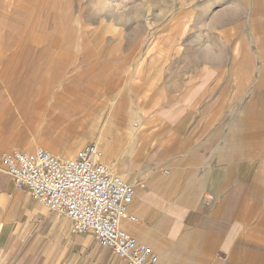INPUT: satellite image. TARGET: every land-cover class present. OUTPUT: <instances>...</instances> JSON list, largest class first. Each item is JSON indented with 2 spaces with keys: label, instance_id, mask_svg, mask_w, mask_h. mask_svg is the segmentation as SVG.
<instances>
[{
  "label": "crops",
  "instance_id": "obj_1",
  "mask_svg": "<svg viewBox=\"0 0 264 264\" xmlns=\"http://www.w3.org/2000/svg\"><path fill=\"white\" fill-rule=\"evenodd\" d=\"M26 4L20 1L17 12L0 24L4 59L0 65L11 77L8 85H0V152L15 144L18 135L36 137L26 125L45 116L50 122L57 120L56 125L73 124V135L64 131L57 135L70 139L50 142L59 151L69 152L90 135L93 125L88 122L96 120L93 114L98 113L88 103L78 102L75 89L66 88L71 93L68 100L72 99L67 103L60 97L62 90L45 97L43 91L33 94V87L104 85L116 90L124 85L127 71L121 61L113 63L112 55L102 53L103 41L93 47V41L105 36L102 32L88 34L83 29L81 35L82 24L87 23L75 17L72 3L55 0L50 7L32 5L36 10L49 8L51 13L46 17L50 21L39 13L37 24L29 29ZM75 33L81 51L74 44H61ZM209 37L205 47L212 57L195 60L193 98L185 100L182 91L187 85L180 78L178 85L168 87L147 83L150 94L168 88L180 90L178 97H182L147 115L143 106L122 94L108 102L113 107L99 132L104 129L101 135L109 157L115 159L116 172L135 188L129 207L135 220L124 218L121 225L138 243L152 249L158 256L156 264H264V33L244 34L241 55L229 61L225 71L219 68L223 51ZM63 48H67L65 55H58ZM97 48L95 65L105 69L93 78L87 73L88 51ZM59 61L67 69L62 79ZM131 89L138 86L132 84ZM150 96L144 102L147 107L157 104L156 95ZM32 97L36 99L28 109ZM102 97L107 98V93ZM74 110L81 113L76 118L81 124L69 118ZM51 134L56 136L47 135ZM22 148L32 150L33 143ZM0 264L125 263L99 246L92 233H72L68 218L50 212L28 191L16 190L0 163Z\"/></svg>",
  "mask_w": 264,
  "mask_h": 264
},
{
  "label": "rangeland",
  "instance_id": "obj_2",
  "mask_svg": "<svg viewBox=\"0 0 264 264\" xmlns=\"http://www.w3.org/2000/svg\"><path fill=\"white\" fill-rule=\"evenodd\" d=\"M20 1L27 3L26 14L29 29L30 26L33 28L37 24L35 21H37L39 13H41L40 16L42 19L45 20L47 12L51 13V11L49 8H47L48 10L44 8L50 7L51 3L55 0H0V19L4 18L0 21V24L1 22L5 23L4 20L10 18L8 15H13L17 12ZM58 1L60 3H72L76 7L75 17L77 16L76 18L83 19L87 23L85 26L82 24L81 35L85 31L88 34H100L102 32L105 35L98 39V41H93V47L94 45H100L103 41V44L100 45L102 53L107 52L109 55H112L113 63L116 59L122 62L123 71H127L123 75L124 85H117V88L114 86L113 88H116V90L110 88L112 92H110L109 88H105L104 85H88L87 87H82V85H42V88L40 86H34V92L31 90L33 94H38L40 91H43L46 95L44 96L47 97L52 96L53 94L51 92L55 90H62L60 97L66 98V100L71 96L70 89L67 91L66 88L69 87L79 91L75 94L76 98L78 97V102H82L85 105L88 103L87 107L98 113L93 114V116L97 117L96 120L91 119V122H88L89 125H93V130L75 149L69 152H61L53 147L50 142L59 143L70 139L61 138L57 135L60 131H64L68 136L73 135V124L70 127H66L61 125L63 121L62 123L57 122L58 124L56 125L57 120L50 122L48 121V117L45 116L44 118L46 119L43 121L33 124L28 122L26 125L29 131L32 128L34 129L33 131L37 133L36 137L27 138L23 135H18L14 139L16 141L15 144L4 147L1 152L8 149L31 152L37 146L43 145L58 154L71 155L84 145L94 142L102 152V160L109 165H115V159H112L108 155L109 151L106 138L101 135V131H104V129L99 132L106 118V114L113 107L108 102H113L115 97L118 98L122 94V97L127 101L131 99L136 104H140L138 106H141V108L143 106L142 111L144 115H147L153 108L155 109L159 105L166 103L174 104L180 102V100L182 101V97H178L180 90L162 88L149 91L151 94L156 95L157 104L148 107L145 106L144 102L151 95L146 88L147 83H151L150 86L163 84L168 87V85H178L180 78L183 85H187V89H183L182 91L187 96L185 100L190 99V97L193 98L195 60H211L212 57L210 48L205 47L206 43L210 40L209 36L212 35L211 40L218 42L220 46L218 49L223 51V63H220L219 68L220 71H225L228 64L235 57L238 58L241 55L243 49L242 37L244 34L249 33V31L252 34L264 33V0ZM35 4H42L44 8L42 10H36L37 7L32 6ZM46 19L49 20L50 18ZM76 34L64 37L61 44H74L76 45L74 49L81 51L80 47H77L78 42L75 41ZM197 44L202 45V48H196ZM66 49L63 48V50L58 51V55H61V53L65 55L67 52ZM88 53V58L90 59L87 64H90V67L87 73L94 78V76H97L96 73L104 71L105 66L95 65L99 60L98 57L94 56L99 53L98 48L96 50L89 49ZM2 59V55L0 54V64ZM60 60H65V58H60ZM6 61H9V59H6ZM111 66L113 67V65ZM66 71V65L62 61H59V78L66 77ZM56 72L57 69L55 68L53 76H56ZM10 79L11 77L8 71H5L0 65V85H8ZM137 83L143 85H136ZM132 84H134L135 88L138 86V89H131ZM82 93L88 95V97L81 96ZM104 93H107L108 96L105 98L108 99L107 103L102 97ZM35 99L36 97L28 99V109L32 108L31 103ZM71 101L72 99H69L67 103H71ZM74 108H77V106ZM129 108L130 106H125L126 110H129ZM74 111L73 117L69 116V118L73 119L72 122L78 123L79 121L76 118L81 117V113H78L76 110ZM88 123L85 122V124ZM17 124L18 126L21 125L20 123ZM78 124L81 123L79 122ZM80 128H82L80 130H83V127ZM131 128L133 129L134 126ZM50 132L55 133L56 136L53 134L47 135ZM28 142L33 143L32 150L22 148L23 144L27 145Z\"/></svg>",
  "mask_w": 264,
  "mask_h": 264
},
{
  "label": "built area",
  "instance_id": "obj_3",
  "mask_svg": "<svg viewBox=\"0 0 264 264\" xmlns=\"http://www.w3.org/2000/svg\"><path fill=\"white\" fill-rule=\"evenodd\" d=\"M0 163L16 190L28 191L50 212L68 218L72 233H92L99 246L125 264L157 263L152 249L122 227V219L135 220L129 213L135 188L102 160L96 143L71 155L43 145L31 152L9 149L1 152Z\"/></svg>",
  "mask_w": 264,
  "mask_h": 264
},
{
  "label": "bare ground",
  "instance_id": "obj_4",
  "mask_svg": "<svg viewBox=\"0 0 264 264\" xmlns=\"http://www.w3.org/2000/svg\"><path fill=\"white\" fill-rule=\"evenodd\" d=\"M177 51H178V50H177ZM206 53H207V52H206ZM206 53H205V54H206ZM205 54H204V55H205ZM207 55H208V54H207ZM208 56H209V55H208Z\"/></svg>",
  "mask_w": 264,
  "mask_h": 264
}]
</instances>
